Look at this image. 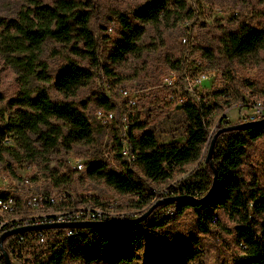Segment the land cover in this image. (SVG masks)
Instances as JSON below:
<instances>
[{"label":"trees","instance_id":"trees-1","mask_svg":"<svg viewBox=\"0 0 264 264\" xmlns=\"http://www.w3.org/2000/svg\"><path fill=\"white\" fill-rule=\"evenodd\" d=\"M193 16L194 10L187 6L186 0H149L143 6H136L119 16L120 37L106 51L103 59L97 52L98 43L89 28V15L82 10L72 12L64 6L58 8L32 0V4L20 10L15 18L0 17V57L13 69L21 86L17 98L9 102V114L0 108V140L5 135L12 136L18 150L0 146V161L5 163L3 157L6 154L18 162H36L41 166L40 170L47 173L44 177L51 178L52 188L71 190L78 171L68 169L61 160L55 161L54 168H49L48 164L52 156L69 152L75 144L91 146L96 141V130L84 112L87 104L79 103L80 109L75 101L79 90L89 87L99 71L111 78L112 87L122 83L124 78L115 74L114 69L128 55L137 53L138 41L144 34L142 24L164 22L172 27ZM74 33L80 37L85 51L80 52L74 43L70 51L76 58L82 54L86 64L75 57L65 59L52 74L42 59L44 45L49 41L70 42ZM263 42L264 32L242 21L232 30L220 31L217 56L208 48H191L200 49L202 57L208 60L209 65L204 70H213L216 59L232 62L251 54ZM184 50L169 63V68L178 73L188 59ZM226 93V90L206 93L210 101L206 105L184 94L186 97L181 102V109L187 126L183 145L158 144L155 134L141 122L138 112H124L126 139L135 163L129 165L122 160L121 124L116 120L110 127V133L114 142V158L121 169L114 170L104 158L94 157L85 162L82 175L103 182L117 194L134 196L137 205L148 204L155 199L157 192L150 190L149 195H145L143 182L135 177L132 167L145 180L155 183L171 182L176 174L185 173L187 165L206 154L209 146L206 122L213 112L223 110L220 101ZM92 96L96 108L117 111L115 95L108 97L97 91ZM1 103L0 96V107ZM224 125L222 120L218 129ZM226 136L220 145L219 141ZM262 138L264 126L218 135L212 154L216 186L205 202L184 199L170 203L168 199L182 196L200 200L204 197L213 179V172L206 164L190 172L186 180L161 193L156 207L139 223L110 228H76V237L59 236L51 245L52 255L45 264H63L73 259L83 264H189L200 255L197 238L186 241L170 239L166 228L168 218L181 216L188 210L196 218L197 233L203 235L217 223L215 212L223 211L237 217L239 224L235 232L243 242V256L233 264H264V188L247 182L241 172L248 147ZM61 168L64 169L62 173ZM82 175L79 174L80 179ZM92 201L100 204L96 197H92ZM256 217H261V220Z\"/></svg>","mask_w":264,"mask_h":264},{"label":"rangeland","instance_id":"rangeland-1","mask_svg":"<svg viewBox=\"0 0 264 264\" xmlns=\"http://www.w3.org/2000/svg\"><path fill=\"white\" fill-rule=\"evenodd\" d=\"M147 1L149 0H40L41 3L54 7L64 6L72 12L77 10L86 12L89 15V28L97 40V52L101 59L120 37L119 16L128 13L136 6H143ZM186 3L194 10V16L191 19L177 22L172 27L167 26L164 22L155 25L142 24L144 34L138 41L137 53L128 55L114 69L115 74L124 78L122 83L112 87L110 85L111 78H107L99 71L92 84L77 93L75 101L78 105L81 102L87 104V109L84 112L96 130V141L91 146L83 143L75 144L69 152L52 156L48 164L49 168H54L55 161L61 160L65 167L73 170L75 160L84 162L83 169L75 175L76 182L71 190H68L71 194L68 200L74 206L94 204L92 197H96L99 199V205L111 204L116 211L126 214L129 217L126 220L137 218L142 212H146L157 204L161 193L166 192L168 187L186 180L190 172L203 168L205 164L206 154L202 159L187 165L184 169L185 173L176 174L174 180L167 183L145 180L140 172L132 167L135 177L143 182L144 194L149 195L150 190L157 192L155 199L143 206L137 205V199L134 196L117 194L103 182L86 178L82 175L86 168L85 162L94 157L104 158L103 152L111 142V128H101L93 118V111L96 108L92 96L94 92L102 91L108 97L115 95L118 124L121 122V115L125 114L124 112H138L141 122L155 134L158 144L177 143L183 145L186 142L187 124L178 99L186 90L187 85L180 79L179 73L176 71V81L172 87L165 86L162 79L172 71L169 68L170 61L179 57L181 51L185 49V58H188L187 66L191 70H195L194 64L200 62V71L215 74L216 78L212 80V84L209 83L210 81L202 83V92L208 93L214 90H226L227 92L220 101L223 110L213 112L206 122L209 132L207 145L218 129L219 122L223 120L225 127L241 124L243 115L249 110L248 105L255 101L264 103V42L251 54L232 62L227 63L216 59V66L213 70H204L209 65L208 60L202 57L200 49L191 48H208L214 56H217L219 50L217 39L220 31L223 29L232 30L242 21L264 32V17L262 16L264 0H186ZM31 4L32 0H0V17L15 18L20 10ZM109 28L112 31L109 32ZM184 38L186 43H183L182 39ZM73 43L80 52L85 51L77 33H74L70 42L49 41L44 45L42 59L48 64L52 74L63 60L75 57L70 51V46ZM78 56L79 58H75L86 64L82 58L83 55L79 54ZM118 86L126 87L130 92L136 93L139 100L134 109L129 108L126 101L119 96ZM20 89L17 75L13 69L4 64L0 57V96L2 97L0 108L5 110L6 115L10 112L9 102L17 98ZM170 97L175 101H171ZM79 108L82 109L80 105ZM227 137L219 141L220 145ZM10 139L14 143L15 138L11 136ZM0 146L6 148L1 144ZM11 150H18L16 142ZM3 158L5 163L0 161V174L8 173L13 177H34L36 182L39 178L40 185H35L37 191L57 190L51 187V178L44 177L47 173L42 172L41 166L36 162H31L34 164V169L25 170L21 164L29 161L18 162L6 154ZM112 169L120 170L121 168L116 163V168ZM35 172H37L36 175H33ZM62 172H64L63 168H61ZM241 172L247 182L264 188L263 138L248 147ZM79 174L83 176L82 179L79 178ZM57 191L65 190L58 189ZM215 215L218 221L210 227V232L205 235L197 233L196 218L191 210L181 216L173 215L168 218L166 228L170 239L186 241L190 238H197L199 242L200 255L189 264H233L235 260L243 256V242L237 238L235 232V227L239 224L238 218L223 211L215 212ZM256 219L260 221L261 217H256ZM67 264L83 263L73 259Z\"/></svg>","mask_w":264,"mask_h":264},{"label":"built area","instance_id":"built-area-1","mask_svg":"<svg viewBox=\"0 0 264 264\" xmlns=\"http://www.w3.org/2000/svg\"><path fill=\"white\" fill-rule=\"evenodd\" d=\"M108 31H112L110 28ZM186 43V39H182ZM185 63L180 79L187 85L186 90L178 99L181 103L186 95L191 98L202 101L205 105L210 103L206 93L202 92V83L204 81L212 84L215 74L208 71L199 70L200 62L194 64L191 70ZM176 70H172L166 77L162 79L163 84L172 87L176 81ZM178 73V72H177ZM201 87V88H200ZM195 90V91H194ZM117 92L121 98L126 101L129 108L134 109L139 100L134 92H130L126 87H117ZM175 101L171 97L169 98ZM249 110L243 115L242 123H249L264 120V103L255 101L248 105ZM121 129L119 137L122 141L121 154L122 160L129 165L135 163V156L130 151L126 139V118L121 115ZM94 120L104 128H110L117 120L116 112L107 111L105 109L96 108L93 111ZM10 135H5L0 144L6 148H14V143L10 139ZM108 143V148L103 152V157L112 168H116V160L114 158L115 151L113 149V139ZM31 162H22L21 166L25 170L34 169ZM84 167L82 160L73 162V169L81 171ZM37 172H35L36 175ZM37 183V184H36ZM40 185L34 180V177H13L8 173L0 174V236L5 232L17 228L36 226V225H52L66 224L74 222H121L129 219L126 214H122L114 209L111 204L95 205L91 203L74 206L70 200V192L68 191H37L35 185ZM76 228H49L45 230L25 231L5 237L2 241V249L6 252L11 264H45L51 253V245L54 244L59 236L67 238L76 237L78 235ZM61 234V235H60ZM64 261L63 264H67ZM0 264H5L0 250Z\"/></svg>","mask_w":264,"mask_h":264},{"label":"water","instance_id":"water-1","mask_svg":"<svg viewBox=\"0 0 264 264\" xmlns=\"http://www.w3.org/2000/svg\"><path fill=\"white\" fill-rule=\"evenodd\" d=\"M253 126H264V120L260 121H255V122H249V123H242V124H237L233 126H228V127H222L220 129H217L216 132L213 134L212 139L209 143V146L206 151L205 155V164L212 170L213 172V179H212V185L208 191V193L202 197L200 200L194 199V198H187V197H182V196H174L172 198L168 199V202H177L181 201L184 199H191L194 200L195 202L202 203L208 200L212 193L214 192L215 186H216V172L214 169V164L212 160V154H213V147L215 144V141L218 137L219 134L221 133H228V132H233V131H241L245 130L247 128L253 127ZM158 204V203H157ZM153 205L150 207L143 215L133 218L130 220H125L121 222H74V223H66V224H52V225H36V226H28V227H22V228H17L14 230H10L8 232H5L0 236V250H2V257L5 262V264H11L6 252L2 249V241L5 239V237L25 232V231H34V230H45L49 228H91V227H105V228H110V227H116V226H121V225H129V224H136L139 223L143 220H145L150 213L153 211V209L156 207V205Z\"/></svg>","mask_w":264,"mask_h":264}]
</instances>
